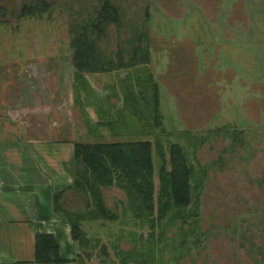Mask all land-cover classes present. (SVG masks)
<instances>
[{
	"label": "rangeland",
	"instance_id": "rangeland-1",
	"mask_svg": "<svg viewBox=\"0 0 264 264\" xmlns=\"http://www.w3.org/2000/svg\"><path fill=\"white\" fill-rule=\"evenodd\" d=\"M34 1L0 0L5 10L0 12L3 128L14 134L20 131L17 121L39 115L45 127L62 122L83 142L150 139L156 195L161 159L157 139L168 160L170 143H179L202 181L192 204L173 211L156 227L137 218L122 187H103L108 188V207L119 218L107 220L112 224L106 234L91 237L93 245L82 256L111 264L109 247L118 230L135 229L134 264H264V86L254 85L264 82V0H113L123 26H109L100 46L115 61L120 47L125 49L121 56L131 59L127 39L139 26L150 62L87 73L90 89L79 84V93L73 86L69 25L74 18L95 16L102 0H46L51 12L20 17L23 4ZM225 36L230 45L243 47L223 51ZM142 68L159 85L162 125L143 132L133 117L121 126L107 124L124 107L120 80L129 74L135 81L147 79L146 72H136ZM8 111L15 123L6 117ZM102 248L109 255L100 253Z\"/></svg>",
	"mask_w": 264,
	"mask_h": 264
},
{
	"label": "trees",
	"instance_id": "trees-1",
	"mask_svg": "<svg viewBox=\"0 0 264 264\" xmlns=\"http://www.w3.org/2000/svg\"><path fill=\"white\" fill-rule=\"evenodd\" d=\"M51 10V3L46 0H36L23 4L19 16H42ZM1 11L5 10L0 7ZM122 19L120 7L113 0H102L100 7L95 10V16H90L89 19H72L69 34L74 66L73 86L77 93L82 88L80 85L85 86L86 90L90 89L85 76L87 73L110 72L115 68L134 67L138 60L143 64H149L150 49L145 44V33L140 31L139 26L130 30V36L127 39L130 45L129 51L133 54L131 59L126 61L121 56L125 49L120 47L119 58L115 61L109 58L100 46L99 41L107 35L109 26L122 27ZM138 71L144 74L146 72L147 79L138 78L135 81L132 76L134 74H129L120 80L125 95L124 107L117 111L116 120L106 123L114 127H116L115 124L121 126V123H126L125 120L128 117H133L141 122V131L151 132L154 127L161 126L163 120L159 85L151 71L146 68L136 70ZM146 80L148 82H143ZM137 87L140 88L138 91ZM149 120H153V123ZM134 135L138 133L135 132ZM157 146L161 159L158 167L160 188L156 195L152 140L77 141L75 143L74 158L67 166V170L74 180L71 188L88 197L87 207L85 210L75 212L65 209L60 211L58 208L57 211L70 224L72 236L81 248L77 264H86L82 251L91 248L94 241L83 229L82 222L86 219L113 221L119 218V213L107 206L101 192L102 187L114 185L122 187L128 195L137 218L143 222H151L152 227L162 223L173 211L181 212L192 204L194 191L202 181L196 177L195 168L189 163L184 148L179 143H170V160H168L160 139H157ZM35 261L63 263L69 260L61 257L55 236L38 233Z\"/></svg>",
	"mask_w": 264,
	"mask_h": 264
},
{
	"label": "crops",
	"instance_id": "crops-1",
	"mask_svg": "<svg viewBox=\"0 0 264 264\" xmlns=\"http://www.w3.org/2000/svg\"><path fill=\"white\" fill-rule=\"evenodd\" d=\"M228 41L230 39L225 36L223 51L227 50V46L236 50L244 44L230 45ZM220 46L218 44L221 50ZM230 72L233 73V70H228ZM219 73L222 74V71ZM254 85L263 87L264 82ZM5 115L14 122L12 112L8 111ZM42 117L38 115L34 119H20L17 121L20 131L14 134L7 131L10 127L4 129V123L0 122V264H77L81 253L78 242L72 236L70 224L57 211V208L60 211H82L88 203L85 194L71 188L74 180L67 170L74 158L75 143L80 140L76 132L62 122L54 121L50 127H45ZM262 117L263 110H260V121ZM107 189L102 187L101 192L109 206ZM131 219L134 220L132 216ZM111 224L107 220L86 219L82 227L88 236L98 238L106 234L105 230ZM38 233L55 236L61 257L69 261L36 262ZM134 235H137L135 229L118 230L111 250L109 247L113 256L111 264H134L133 255L137 251L136 242L132 239ZM148 235H151V231ZM118 236L130 241H120ZM123 249L129 253L124 254ZM100 253L109 255L105 248ZM85 261L86 264H97L94 257ZM98 262L104 264L106 260L99 259Z\"/></svg>",
	"mask_w": 264,
	"mask_h": 264
}]
</instances>
